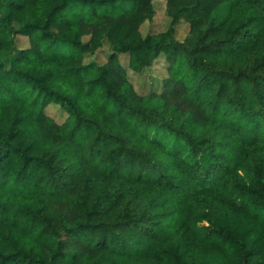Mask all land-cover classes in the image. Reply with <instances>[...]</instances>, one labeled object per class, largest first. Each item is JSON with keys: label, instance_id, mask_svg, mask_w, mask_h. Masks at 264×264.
I'll use <instances>...</instances> for the list:
<instances>
[{"label": "trees", "instance_id": "trees-1", "mask_svg": "<svg viewBox=\"0 0 264 264\" xmlns=\"http://www.w3.org/2000/svg\"><path fill=\"white\" fill-rule=\"evenodd\" d=\"M153 2L0 0V264H264V0Z\"/></svg>", "mask_w": 264, "mask_h": 264}, {"label": "rangeland", "instance_id": "rangeland-1", "mask_svg": "<svg viewBox=\"0 0 264 264\" xmlns=\"http://www.w3.org/2000/svg\"><path fill=\"white\" fill-rule=\"evenodd\" d=\"M154 14L152 20L145 21L141 25V32L146 34L147 32H159L167 28L170 18L165 14V0H154ZM188 30V24L181 22L175 25L174 36L177 39H182ZM86 39V37H84ZM17 45L19 48L26 47L28 45L27 39L23 37L17 38ZM107 45L104 48L97 50L94 54L88 55L86 61L95 59L102 63L106 60ZM121 64L126 68L128 56L127 54H121L119 56ZM167 62L165 57L160 55L152 64V66L142 70L140 73H134L128 70L129 79L134 85L135 89L139 93H148L152 91H161L163 88V79L167 75L166 70ZM47 113L51 115L57 121H63L66 117V113L58 105L51 104L47 108Z\"/></svg>", "mask_w": 264, "mask_h": 264}]
</instances>
